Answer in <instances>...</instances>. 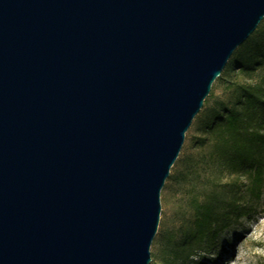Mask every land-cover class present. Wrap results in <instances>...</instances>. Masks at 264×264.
Here are the masks:
<instances>
[{"label":"water","instance_id":"obj_1","mask_svg":"<svg viewBox=\"0 0 264 264\" xmlns=\"http://www.w3.org/2000/svg\"><path fill=\"white\" fill-rule=\"evenodd\" d=\"M264 0H0V264H151L161 192Z\"/></svg>","mask_w":264,"mask_h":264},{"label":"trees","instance_id":"obj_2","mask_svg":"<svg viewBox=\"0 0 264 264\" xmlns=\"http://www.w3.org/2000/svg\"><path fill=\"white\" fill-rule=\"evenodd\" d=\"M230 100H207L196 117L191 151L177 159L167 180L178 187L182 207L191 213L178 233L156 242L162 264L192 260L255 210L264 192V20L230 58ZM245 81H242L241 79ZM213 88V86H212ZM205 253V252H204Z\"/></svg>","mask_w":264,"mask_h":264},{"label":"rangeland","instance_id":"obj_3","mask_svg":"<svg viewBox=\"0 0 264 264\" xmlns=\"http://www.w3.org/2000/svg\"><path fill=\"white\" fill-rule=\"evenodd\" d=\"M235 79V74L230 73L223 80L214 83L211 93L206 99L208 104L211 106L216 100L229 101L230 97L225 91V87L228 82ZM241 80L245 81L243 78ZM201 111L200 113H202ZM195 119L186 134L185 142L179 155L181 159L191 151L192 137L196 135L198 128ZM178 169L179 167L171 169V172L173 173V171ZM180 197L178 187L170 185L166 181L161 192L159 228L150 250L151 264H162L160 247L155 245L157 240L166 232L173 231L178 233L180 227L191 219V213L182 207ZM254 209L248 218L242 219L225 230L218 237L214 246H205V253H199L192 260H180L173 264H264V256L254 255L257 249H264V192ZM246 237L247 239H245ZM238 245L239 249L237 248Z\"/></svg>","mask_w":264,"mask_h":264},{"label":"clouds","instance_id":"obj_4","mask_svg":"<svg viewBox=\"0 0 264 264\" xmlns=\"http://www.w3.org/2000/svg\"><path fill=\"white\" fill-rule=\"evenodd\" d=\"M245 239H247V237ZM257 243H259V241H257ZM237 248L239 249V245ZM254 255L264 256V249H257Z\"/></svg>","mask_w":264,"mask_h":264}]
</instances>
